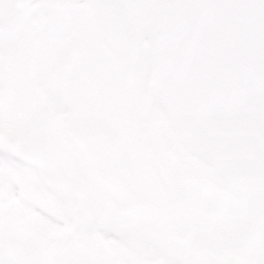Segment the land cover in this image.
Returning a JSON list of instances; mask_svg holds the SVG:
<instances>
[{"label":"snow or ice","instance_id":"1","mask_svg":"<svg viewBox=\"0 0 264 264\" xmlns=\"http://www.w3.org/2000/svg\"><path fill=\"white\" fill-rule=\"evenodd\" d=\"M0 264H264V0H0Z\"/></svg>","mask_w":264,"mask_h":264}]
</instances>
